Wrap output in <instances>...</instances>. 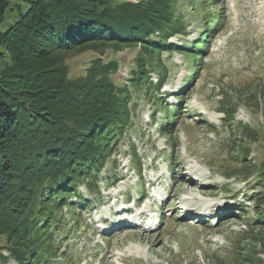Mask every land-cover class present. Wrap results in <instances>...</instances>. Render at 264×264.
Returning <instances> with one entry per match:
<instances>
[{
	"label": "rangeland",
	"instance_id": "374dc122",
	"mask_svg": "<svg viewBox=\"0 0 264 264\" xmlns=\"http://www.w3.org/2000/svg\"><path fill=\"white\" fill-rule=\"evenodd\" d=\"M32 1L36 0H8L0 33L10 29L28 11ZM173 1H177L178 13L184 15L186 28L185 34H176L169 42L183 51L164 52L153 61L155 64L161 59L167 73L160 92L146 91L148 86L142 93L131 89V124L102 171L101 195L91 196L81 185L80 195L92 206L81 210L80 228L68 229L69 235L59 247L61 258L51 264H236L237 256L227 247L236 244L251 228L248 250L259 259L254 264H264V230L259 225L249 229L252 223L249 219L252 215L256 218L257 213L253 202L245 204L252 197L254 176L248 181L243 179V151L230 150L233 139L229 138V129L222 126L223 115L215 112L219 111L222 94L227 91L231 104L238 107L231 123L238 129L236 138L246 126L258 132V142L250 144L253 150L248 160L262 162L264 0H219L217 8L196 0ZM191 3H196L193 10ZM214 15L222 23L217 22V28L207 35L210 37L207 51L188 54L192 45L199 43L200 36L210 31ZM163 38L157 36L155 40L161 42ZM138 52V49L110 50L101 58L104 62H118L115 80L119 85L128 84L131 71L136 69ZM4 53L5 49L0 47V55ZM198 55L200 60L193 66ZM98 57L92 52L70 57L66 62L71 77L82 76ZM6 60L0 58V72ZM160 76L162 71L150 73L153 86ZM158 99L162 100L161 104ZM167 106L171 111L178 106L182 117L169 131H163ZM131 144L137 148L141 171L131 164L128 150ZM232 171H237L238 176L227 178ZM138 173L145 184L143 190ZM148 183L151 188L158 187L155 191L160 199L150 198L152 191L148 190ZM261 185L257 190L263 192ZM141 191L148 200L142 201L140 209L150 213V221L130 227L129 223L137 220L133 218L138 215H122L119 211L134 207L132 201L138 200ZM167 194L170 197L166 200ZM200 194L217 198L216 220L193 218L188 212L184 214L190 217L181 216L185 206L206 203ZM69 202L79 204L75 197H70ZM58 219L62 226L71 224L66 208ZM67 247L71 250L69 254ZM63 253L70 257L71 263L63 260ZM0 264H3L1 259Z\"/></svg>",
	"mask_w": 264,
	"mask_h": 264
},
{
	"label": "trees",
	"instance_id": "16d2710c",
	"mask_svg": "<svg viewBox=\"0 0 264 264\" xmlns=\"http://www.w3.org/2000/svg\"><path fill=\"white\" fill-rule=\"evenodd\" d=\"M133 1L36 0L30 2L28 11L10 29L0 33V47L6 51L0 58L7 59L0 72V259L3 264L9 261L51 264L61 258L59 247L69 230L80 228L79 213L92 206L82 198L79 188L83 185L91 196L101 195L102 171L129 130L131 89L140 93L148 86L146 91L160 92L167 73L161 59L155 64L153 61L164 52L183 51L169 43V38L176 34H185V18L178 13L177 1ZM196 1L219 6V0ZM191 4L193 10L196 3ZM8 7V0H0V25ZM216 16L210 21V31L200 36L199 43H194L188 54L207 51L210 38L207 35L217 28V22L222 23ZM157 36L164 38L157 42ZM125 49L139 52L136 69L131 71L128 84L121 86L115 80L118 62H104L101 58L107 51ZM86 52L99 57L82 76L71 77L66 61ZM198 57L193 60V66L200 60L201 56ZM153 71L163 72L156 86L150 81ZM231 101L224 91L219 103L224 115L222 126L229 129V138L233 139L230 150L243 151V179L254 176L251 199L257 218L250 219L249 229L259 225L264 230V191L257 190L260 184L261 188L264 185V157L259 163L248 160L253 150L250 144L258 142L259 134L246 126L236 138L238 129L231 123L238 107ZM172 110L168 106L164 108L163 131H169L182 117L179 108ZM168 137L172 139L171 132ZM128 150L132 166L141 171L135 144L129 145ZM236 172L226 177L238 176ZM70 197H75L79 204L69 202ZM65 208L71 218L67 227L58 219ZM252 231L251 228L236 244L227 247L237 256L236 264L259 262L255 253L248 250ZM66 253H71L68 247ZM62 258L72 262L65 253Z\"/></svg>",
	"mask_w": 264,
	"mask_h": 264
},
{
	"label": "bare ground",
	"instance_id": "6f19581e",
	"mask_svg": "<svg viewBox=\"0 0 264 264\" xmlns=\"http://www.w3.org/2000/svg\"><path fill=\"white\" fill-rule=\"evenodd\" d=\"M200 211H202V210H200ZM203 212V211H202Z\"/></svg>",
	"mask_w": 264,
	"mask_h": 264
}]
</instances>
